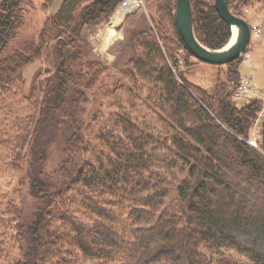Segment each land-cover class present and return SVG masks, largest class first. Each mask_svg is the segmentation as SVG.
<instances>
[{"label":"trees","instance_id":"obj_1","mask_svg":"<svg viewBox=\"0 0 264 264\" xmlns=\"http://www.w3.org/2000/svg\"><path fill=\"white\" fill-rule=\"evenodd\" d=\"M24 1L0 0V97L14 92L36 60L47 77L32 82L29 115L17 119L22 131L2 130L0 140L13 143L16 166L29 161L39 206L27 222L19 205L0 206V264H264V120L260 147L247 141L263 101L232 99L240 61L228 63L227 85L188 81L177 52L185 50L186 62L193 55L177 26V0H144L155 7L154 27L138 34L137 53L120 75L97 57L84 30L106 24L124 0H62L39 42L23 41L3 57L22 24ZM254 1L229 6L247 19L244 9ZM54 2L45 0L46 10ZM191 2L200 41L225 46L232 28L215 0ZM105 74L114 80L100 83V91L121 87L132 94V108L142 100L161 123L148 122L144 109L121 112L119 99L112 104L118 111L100 120L97 141L88 136L89 92ZM58 125L67 133L55 173L44 168L48 152L39 137L46 126L53 137Z\"/></svg>","mask_w":264,"mask_h":264},{"label":"rangeland","instance_id":"obj_2","mask_svg":"<svg viewBox=\"0 0 264 264\" xmlns=\"http://www.w3.org/2000/svg\"><path fill=\"white\" fill-rule=\"evenodd\" d=\"M124 1L116 8L114 11L115 13L113 14L116 15V12L119 10V8L123 6ZM137 1L140 4L138 6V3L136 2V7L138 6L137 8L134 7L130 9L131 11L128 10L120 21H113V24H118L123 19L125 20L127 16L136 12H140L143 15L142 17L146 18V23H148L147 26L150 29L153 28V20L155 15L154 5L147 3L144 0ZM55 3L56 1L49 10H46V7L44 6L45 0L24 1L22 24L19 25L17 34L10 40L8 46L5 48L3 57L11 55L13 51L18 50L23 41L30 40L39 42L42 28L48 14L55 12L59 7ZM244 13L247 16L251 27L255 31L251 37V42L248 48L249 50L245 54L244 59L239 62V73L241 76L239 83L232 91V99L237 101L239 104L245 103L251 97H259L262 99V109L259 111L256 120H254L247 138V141L252 146L259 148L262 123L264 120V4L261 1L256 0L244 9ZM110 20L104 24L106 25L105 27L110 26L108 25ZM124 20L121 22V24L124 22ZM121 24L120 26H122ZM95 29V26H86L84 30L85 39H87V41L92 44L97 57L109 64L112 73H115L116 75L119 74L117 72L123 70L128 62L123 67L115 68L113 63L111 64L110 62V56L106 54V45L99 43L100 41L98 42L97 46L94 43L97 33L100 35L104 29H101L99 32ZM177 54V57L179 58V68L183 71L185 78L188 81L204 86L208 89H212L217 84V81L223 82L225 85L229 83L228 63L210 64L198 60L194 56H191L189 58V62H186V52L184 49H180ZM126 56L127 55H123L120 59L125 61L127 58ZM44 71L45 65L41 60H36L28 64L23 73L22 82L18 84L15 83L13 85L14 88H11L14 92H9L0 97V105H3V107L0 106V131H9L14 132L15 134H18L22 131L21 126L18 125L17 119L29 115L28 106L31 107V105L26 96H29L32 82L37 77V75L42 73L41 77H47V73ZM113 80V76H106L105 74L102 76L101 82L99 81L97 84V87L89 92V102L86 105V112L84 114L85 121L91 122L88 119L92 120L91 128H85V133L88 136H91L94 141H97L96 133L100 127L102 128V126L99 124L102 120L107 119L110 112L118 111V106L115 103L114 105L112 104L115 101L117 102L119 99H121L125 105L119 108L121 112L131 111L132 114H140V109H144L147 111H143V113H145V117L147 116L146 119L148 122H150L152 125L154 124L155 126H158L159 123H161L156 114L153 113V111L150 110L142 100H138V112L136 111L138 109L137 107L132 108L128 101V97H130L132 94L130 92L124 91V89L121 87L114 89V94H104V91L99 90L100 83L103 82L104 86H109ZM247 84L253 85L252 89H249ZM4 98L9 99V101L6 103V105L9 103V106H6L5 103H2ZM58 128L59 129L56 130V133L52 137L51 134H45L46 131H49L48 126H46V131L39 137L42 145L46 146V150L48 152L44 168L47 171H52L55 173L58 171L65 158L67 133L63 126L58 125ZM107 132L110 131L106 129V134H108ZM13 149V143L0 140V206L7 208L10 207V204L19 205L23 213V219L27 222L33 219V215L39 206V202L31 192V178L28 172V166L30 163L29 161L25 163L22 162L20 167L16 166V163L12 159ZM28 149L30 148L28 147ZM28 159L30 158L28 157ZM163 169L167 170V168ZM253 192V195H260L256 194L255 191ZM6 216L9 219L12 218V215L9 212L6 213ZM8 225L11 226L14 224L9 223ZM14 252V254L10 253L11 255L10 257H7V260L4 258L7 263L12 261L10 259H13L14 257L16 258L18 255L17 248H15ZM6 261H3L2 263H6ZM80 263L96 264L94 261L90 260H83Z\"/></svg>","mask_w":264,"mask_h":264},{"label":"water","instance_id":"obj_3","mask_svg":"<svg viewBox=\"0 0 264 264\" xmlns=\"http://www.w3.org/2000/svg\"><path fill=\"white\" fill-rule=\"evenodd\" d=\"M230 0H215V6L220 16L236 28V36L223 47L211 48L200 41L194 27L191 0H177L176 21L178 29L190 52L198 60L210 64H225L242 60L243 53L251 41V25L248 20L235 14L230 6ZM233 37V36H232Z\"/></svg>","mask_w":264,"mask_h":264},{"label":"crops","instance_id":"obj_4","mask_svg":"<svg viewBox=\"0 0 264 264\" xmlns=\"http://www.w3.org/2000/svg\"><path fill=\"white\" fill-rule=\"evenodd\" d=\"M55 1V4L58 6L62 2V0ZM114 15L115 14H113L110 19H112ZM142 16V13L136 12L127 16L125 20L123 19L124 22L122 24L121 22L123 20L114 25L112 19L108 23L110 26L105 27L106 25H100L95 27V30H98V32L101 31V29H104V31L100 35L97 33L94 43L97 46L100 41L99 43L106 45V54L110 56V62L111 64L113 63L115 68L123 67L134 58L137 53L136 38L138 34L150 29L147 26L148 23H146V18ZM120 24L122 26H120ZM123 55H127L126 57L129 58H126L125 61L120 59Z\"/></svg>","mask_w":264,"mask_h":264},{"label":"bare ground","instance_id":"obj_5","mask_svg":"<svg viewBox=\"0 0 264 264\" xmlns=\"http://www.w3.org/2000/svg\"><path fill=\"white\" fill-rule=\"evenodd\" d=\"M136 2L138 3V6L140 5L139 4V2L137 1V0H130L125 6H122V7H120L119 8V10L116 12V15L114 16V18H113V21L114 22H117V21H120L122 18H123V16H124V14L128 11V10H130V9H132V8H134V7H136ZM137 6V7H138ZM136 7V8H137ZM135 8V9H136ZM131 11V10H130ZM236 28H233V37H232V41L234 40V38H235V36H236ZM250 44V43H249Z\"/></svg>","mask_w":264,"mask_h":264},{"label":"built area","instance_id":"obj_6","mask_svg":"<svg viewBox=\"0 0 264 264\" xmlns=\"http://www.w3.org/2000/svg\"><path fill=\"white\" fill-rule=\"evenodd\" d=\"M130 0H125L124 3H123V6H125ZM260 31V30H259ZM249 86V89H252L253 85L251 84H247ZM248 93V92H247ZM246 93V94H247Z\"/></svg>","mask_w":264,"mask_h":264}]
</instances>
